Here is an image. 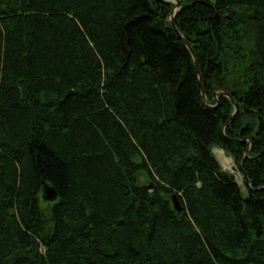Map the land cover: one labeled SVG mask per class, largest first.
<instances>
[{"label": "trees", "instance_id": "trees-1", "mask_svg": "<svg viewBox=\"0 0 264 264\" xmlns=\"http://www.w3.org/2000/svg\"><path fill=\"white\" fill-rule=\"evenodd\" d=\"M173 4L0 0V264H264V0H181L199 75Z\"/></svg>", "mask_w": 264, "mask_h": 264}, {"label": "water", "instance_id": "water-1", "mask_svg": "<svg viewBox=\"0 0 264 264\" xmlns=\"http://www.w3.org/2000/svg\"><path fill=\"white\" fill-rule=\"evenodd\" d=\"M163 1H170V2L173 1V3H174L173 7L171 8V10H170V12L168 14L169 23L172 26V28L175 30V32L178 33L179 37L183 40V42L185 43V45L189 49V51H190V53H191V55H192V57L194 59L195 67H196L198 75H199L198 63H197V60L195 58L194 52H193L192 48L190 47V45L188 44V42L183 38V36L181 35L179 30L177 29V27L175 25V22H174L175 15H176L177 11L181 8V0H163ZM200 88H201V94H202L203 98L205 99V94H204V91H203L202 84H200ZM222 93L224 95H226L224 92H222ZM214 94H216V93H214ZM228 97L233 102L234 110L236 111L237 104L234 103L233 99L230 96H228ZM245 155H247V151H246ZM235 168L236 167L234 166V169ZM42 198L45 199V200H49V201L54 200L56 198V191L51 186H48V185L45 184V185H43ZM171 200H172V204H173L174 209L177 212H180L182 207H181L178 199L176 198V196L173 195Z\"/></svg>", "mask_w": 264, "mask_h": 264}, {"label": "rangeland", "instance_id": "rangeland-1", "mask_svg": "<svg viewBox=\"0 0 264 264\" xmlns=\"http://www.w3.org/2000/svg\"><path fill=\"white\" fill-rule=\"evenodd\" d=\"M211 2H214L215 0H210ZM173 2V1H172ZM174 5V4H173ZM216 95V94H215ZM212 152L213 154L215 155L216 159L219 161L220 165L222 166V168L224 170H227L231 173H233L236 181L238 182V184L241 185V187H243V183H242V177H241V174L240 172L238 171L237 167L235 166L232 158L226 153L224 152L223 149L221 148H218V147H214L212 148ZM227 161H230L231 162V165H228L227 164ZM234 166L236 167L234 169ZM138 180L141 182V181H144V177L142 176V174L139 176Z\"/></svg>", "mask_w": 264, "mask_h": 264}, {"label": "bare ground", "instance_id": "bare-ground-1", "mask_svg": "<svg viewBox=\"0 0 264 264\" xmlns=\"http://www.w3.org/2000/svg\"><path fill=\"white\" fill-rule=\"evenodd\" d=\"M227 164H228V165H231V162H230V161H227Z\"/></svg>", "mask_w": 264, "mask_h": 264}]
</instances>
